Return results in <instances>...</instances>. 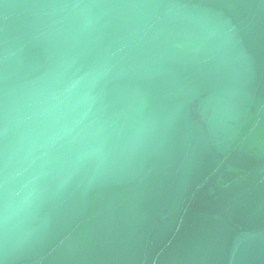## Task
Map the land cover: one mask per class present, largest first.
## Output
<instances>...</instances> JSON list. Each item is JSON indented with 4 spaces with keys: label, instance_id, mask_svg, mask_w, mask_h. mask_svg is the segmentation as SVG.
Here are the masks:
<instances>
[{
    "label": "water",
    "instance_id": "obj_1",
    "mask_svg": "<svg viewBox=\"0 0 264 264\" xmlns=\"http://www.w3.org/2000/svg\"><path fill=\"white\" fill-rule=\"evenodd\" d=\"M0 264H264V0H0Z\"/></svg>",
    "mask_w": 264,
    "mask_h": 264
}]
</instances>
